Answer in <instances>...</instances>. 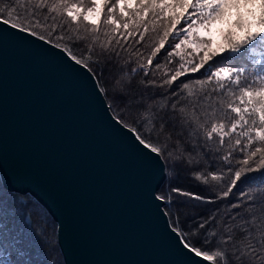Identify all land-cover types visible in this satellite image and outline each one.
I'll use <instances>...</instances> for the list:
<instances>
[{
	"label": "water",
	"instance_id": "water-1",
	"mask_svg": "<svg viewBox=\"0 0 264 264\" xmlns=\"http://www.w3.org/2000/svg\"><path fill=\"white\" fill-rule=\"evenodd\" d=\"M62 49L0 23L4 186L49 211L66 264H210L184 248L157 199L161 156L139 144L94 74Z\"/></svg>",
	"mask_w": 264,
	"mask_h": 264
},
{
	"label": "snow or ice",
	"instance_id": "snow-or-ice-1",
	"mask_svg": "<svg viewBox=\"0 0 264 264\" xmlns=\"http://www.w3.org/2000/svg\"><path fill=\"white\" fill-rule=\"evenodd\" d=\"M17 3L24 7L23 12H18L10 4L0 6V17H3L0 23L21 33L38 36L41 40H51L53 34L64 40L65 34L74 32L67 36L73 46L86 40L89 34H93V44L99 41V13L107 5V0H101L100 4L93 0V5L86 11L69 0H17ZM133 5L135 10L129 12ZM117 9L119 23L113 18ZM93 14H96L95 18ZM81 18L91 25L84 34H81L78 24ZM149 21L153 26L160 24L162 35L158 36V43L153 42L146 58L141 49H136L135 55L142 62L132 68L133 73L143 70V75L150 77L149 69H159L160 61L154 65L153 59L165 49L169 37H172L174 43L164 51L163 57L169 64L174 63V57H179L175 61L178 67L163 81V85L170 86L189 71L197 73L204 70L206 76L203 80L196 79L195 83L200 85L198 91L184 92L189 84L181 81L180 92L183 95L172 91V99L167 104L156 105L155 111L151 107L145 109L150 113L144 122L147 127L143 131L135 130L136 139L151 153L166 157L175 154L177 158L173 164L182 168L193 162L199 163L195 157L188 158L197 145L186 147L179 138L174 145H167V140L172 139L174 131L187 129L190 135L203 141L199 147L208 171L203 177L197 174V180L203 178L205 185L212 188L214 185L209 183V177L211 181L224 178L216 174L218 164L215 161L222 162L219 166L221 172L225 166L232 172L222 194L227 198L243 175L264 170V0H115L108 7L106 23L115 25L112 33L119 32L122 25L127 35L121 33L116 41L117 47H111V37L101 41L99 56L106 61L120 59L122 52H129L130 46L126 47L128 37L138 36L135 43H144ZM66 24L68 28H65ZM72 24L76 25L75 30L71 28ZM56 28L61 32L57 33ZM152 30L155 31V27ZM62 50L67 51L75 64H82L83 54L77 58L67 44ZM88 52L93 54L91 47ZM241 53H244V59L251 61L256 71L248 72L245 67L232 63L240 58ZM99 62H95L97 66ZM83 66L91 67L87 63ZM145 83L148 87L163 86L151 79ZM114 99L126 104L128 98L117 90ZM157 144L165 146L157 147ZM237 151L242 158L234 155ZM233 160H236V165L232 164ZM197 172L201 170L197 169ZM171 193L212 202L178 187L171 188L168 195H160L157 199L172 203ZM195 228L199 230L197 239L201 247L187 241L183 246L196 257L210 264H264V193L248 195L246 200L241 196L235 202L230 201L223 212L218 206L214 214L204 216Z\"/></svg>",
	"mask_w": 264,
	"mask_h": 264
},
{
	"label": "trees",
	"instance_id": "trees-1",
	"mask_svg": "<svg viewBox=\"0 0 264 264\" xmlns=\"http://www.w3.org/2000/svg\"><path fill=\"white\" fill-rule=\"evenodd\" d=\"M115 0H107V5L103 6L99 13L98 21V35L99 41L92 43V35L89 34L86 40H81L76 46L68 41L67 36L74 34H65L64 40H59L55 34L49 41L58 44L65 48V44L76 54L77 58H81L83 54L82 63L89 64L91 67L88 69L94 74L99 87L101 88L104 97L110 107L113 115L124 125L132 130L141 129L147 125L144 124L148 120L150 113L145 109L151 107L153 111L156 110V105L163 106L167 104L171 99V92L175 91L183 95L180 92L182 87L181 81L189 84V88L184 90L198 91L200 85L196 84V79L203 80L206 76V72L201 70L197 73H191L190 71L177 79L173 84L163 85V81L168 79L173 74L178 64L175 61L179 60V57H174V63L169 64L163 57L164 51L174 43L172 37H169L168 42L165 45V49L161 50V53L153 59L155 65L156 61H160L159 69H149L150 77L143 75V70H138L136 73L132 72V68L137 67L138 63L142 62L135 55L136 49H141L143 56L146 58L150 52L153 42L158 43V36L162 35V28L159 23L152 25L149 21V31L145 34V42L137 45L135 40L138 36L128 37L129 47L128 53H121L120 59L113 58L111 61H106L105 58L99 56L101 41H106L110 37L111 47H117L116 41L120 39L121 33L126 36L127 33L123 29L122 25L117 33H112V29L115 25L106 23L108 19V7L114 4ZM70 3L76 4L78 7L86 8L93 5V0H69ZM10 4L17 9L18 12H23L24 7L17 3V0H0V6ZM28 7H31L28 5ZM135 10V5L129 12ZM15 15V13H14ZM151 15L150 13L148 14ZM113 18L120 22L119 9L113 14ZM3 19V17H0ZM65 19H68L65 17ZM82 19V18H81ZM147 19V17H146ZM60 20V17H57ZM127 20V17H125ZM52 23L51 20L48 21ZM81 29V34H84L85 29H90L91 25L86 22H78ZM155 27V31H153ZM180 27V26H178ZM68 28V25H65ZM71 28L75 30L76 25L72 24ZM131 30V25L130 29ZM56 32H61L60 28H56ZM105 33L109 35L106 36ZM121 44L124 41L120 40ZM92 48V55H89L88 49ZM244 53H241L240 58L232 61V63L245 67L248 72H254L257 69L252 65L250 60L243 58ZM217 59H220L219 57ZM99 62L97 66L96 61ZM154 73V75H151ZM247 74V73H246ZM149 79L154 80L156 84L163 85L162 87H148L145 83ZM211 87V86H209ZM122 91L128 98L126 104H121L117 99H114L116 91ZM143 96V99H141ZM215 106V101L212 102ZM238 104V102H237ZM239 106V105H238ZM122 118V119H121ZM143 125V126H142ZM210 127V125H209ZM137 134V132L135 131ZM179 138L186 147L191 145H197L195 151L192 152L191 159L195 157V160L199 163L193 162L190 165L180 167L178 164H173V161L177 158L175 154L166 157L161 156L164 169L165 179L162 185L157 191V195H168L171 188L178 187L183 191H189L195 195H201L211 203L196 201L194 199L178 196L176 193H171L172 203H168L166 200L163 207L166 211L170 224L178 231L184 242H188L190 245L201 247L200 240L197 239L198 229L195 228V224L201 222L204 216L214 214L217 207H220L221 212L224 210V206L230 201L235 202L244 196L245 200L248 195H253L257 192L264 193V170L259 172L246 173L242 176L241 181L238 182L237 187L233 188L232 193L227 198H223V191L227 189L228 177L232 175V172L225 166L223 172L219 170V166L222 162L215 161L218 164L216 171L217 175H223V179L219 181H211L209 177V183L214 185L212 188H208L203 178L196 179V175L200 174L202 177L207 175L208 167L207 162L201 155V149L199 147L202 140L189 134L187 129L181 131H174L172 133V139L167 140V145H174ZM165 139H167L165 137ZM214 139L216 137L214 136ZM157 147H164V144H157ZM256 145H253V147ZM234 155L237 158H242L239 151ZM233 165H236V160L232 161ZM238 167V165H237ZM200 169L201 172H197ZM235 169H233L234 171ZM191 230V231H189ZM202 239V238H201ZM209 250L210 246H209ZM0 264H66L64 255L58 241L57 234V222L49 213V211L31 194L20 193L16 190L9 189L4 186L0 176Z\"/></svg>",
	"mask_w": 264,
	"mask_h": 264
},
{
	"label": "rangeland",
	"instance_id": "rangeland-1",
	"mask_svg": "<svg viewBox=\"0 0 264 264\" xmlns=\"http://www.w3.org/2000/svg\"><path fill=\"white\" fill-rule=\"evenodd\" d=\"M96 3H97V4H100V3H101V0H96ZM114 3H115V1H114ZM89 7H91V6H89ZM89 7H86L85 9H84V8H83V9L86 11V9L89 8ZM82 15H83V13H82ZM93 16H94V18H95L96 14H93ZM78 22H81V23H82V22H85V21H83L82 19H80ZM86 23H87V22H86ZM216 38L219 39L218 36H217ZM50 42H51V41H50ZM52 43H53V42H52ZM54 44H55V43H54ZM60 47H61V46H60ZM62 48H63V47H62Z\"/></svg>",
	"mask_w": 264,
	"mask_h": 264
}]
</instances>
